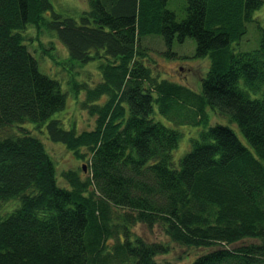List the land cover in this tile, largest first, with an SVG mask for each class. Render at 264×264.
Wrapping results in <instances>:
<instances>
[{
  "label": "trees",
  "instance_id": "trees-1",
  "mask_svg": "<svg viewBox=\"0 0 264 264\" xmlns=\"http://www.w3.org/2000/svg\"><path fill=\"white\" fill-rule=\"evenodd\" d=\"M89 6L76 20L52 0H0V130L47 125L52 142L89 156L88 176L68 169L61 186L33 130L0 138V264H157L174 245L201 250L191 264H264V29L258 49L242 50L264 0ZM31 28L65 47L61 64L76 95L86 94L94 129L78 133L53 118L67 93L41 72ZM188 39L195 58L211 61L200 91L147 64L150 50L183 56ZM103 58L102 81L79 84L82 68ZM138 226L160 228L166 241Z\"/></svg>",
  "mask_w": 264,
  "mask_h": 264
},
{
  "label": "rangeland",
  "instance_id": "rangeland-1",
  "mask_svg": "<svg viewBox=\"0 0 264 264\" xmlns=\"http://www.w3.org/2000/svg\"><path fill=\"white\" fill-rule=\"evenodd\" d=\"M55 11L64 15L66 18H74L79 20L81 15L90 9L89 0H52ZM262 29H264V6L254 14L253 22L247 25V34L244 37L242 43V50H255L261 45ZM41 31V30H40ZM32 36L33 43L30 45L32 54L40 61V70L43 74H46L52 79L60 81L62 90L67 93L66 107L63 111L56 113L53 118L59 119L62 122L64 128L75 129L78 133L86 130H92L96 126L97 117H92L88 110L82 109L81 101L86 98V94L83 93L77 96L76 87L71 85L73 76L71 77L68 69L63 68L64 59L68 53L63 44L57 39V37L50 31L43 30L42 32H35L32 28L29 31V37ZM186 45H181V49L184 50L181 57L164 58L159 52L149 51V57L147 59L148 66L155 72L156 75L160 73L162 76L169 78L170 80L184 84L194 91H200L202 80L207 76L210 69L211 61L209 58L197 59L194 56L196 49V43L192 39H188ZM183 46V47H182ZM106 59H100L97 62L94 61L91 64L83 67L86 69L83 76L77 75L79 84L87 83L85 80L89 75L91 79L89 81L94 85L102 81V75L98 69L100 65L106 63ZM93 72L94 75L91 74ZM105 101V99H103ZM214 123L221 122L228 124L234 128L239 137L244 138L238 126H234L228 119L214 116ZM168 124L167 121H165ZM8 127L0 130V138L7 137L13 134L20 133V129H31L33 135L40 139L44 144L51 157L54 158L59 169V184L61 186H67L65 180L61 178V174L68 170H78L83 177L88 176V159H78L73 152L69 151L64 144L52 142L49 139L47 132V125H43L41 128L37 125L28 127L25 126ZM181 131V130H180ZM188 137L192 136V133L187 131ZM182 140V139H181ZM179 149L175 151V156L179 159L182 155V151H186L189 148L188 139L185 137L180 143ZM55 163V164H56ZM137 233L143 235L144 238H148L152 241H166V237L160 228H154L153 230L136 228ZM201 253L198 249L183 248L178 245H174L171 252L163 256H159L156 259L157 264H191L196 256Z\"/></svg>",
  "mask_w": 264,
  "mask_h": 264
}]
</instances>
